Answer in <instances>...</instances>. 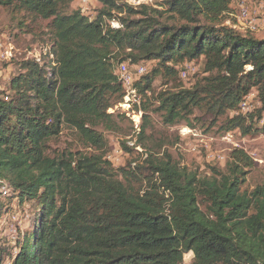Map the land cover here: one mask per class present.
Wrapping results in <instances>:
<instances>
[{"label":"trees","instance_id":"1","mask_svg":"<svg viewBox=\"0 0 264 264\" xmlns=\"http://www.w3.org/2000/svg\"><path fill=\"white\" fill-rule=\"evenodd\" d=\"M73 1L0 0L47 20L53 39V59L23 61L9 99L0 97V179L37 208L16 252L0 247V264H181L187 252L192 264H264V184L242 188L254 165L244 149L232 148L225 166H211L208 175L160 152L162 141L141 163L114 167L97 129L113 124L108 109L123 102L116 65L150 60L155 65L134 83L153 98L140 102L138 141L150 138L144 112L154 102L167 126L194 127L198 110L212 114L209 127L219 122L222 132H264V37L212 23L229 12L230 0H163L158 7L97 0L93 18L71 8ZM199 58L204 75L191 88L154 91L156 77ZM252 89L258 106L229 115ZM63 125L96 152L51 150ZM127 144L128 151L138 145Z\"/></svg>","mask_w":264,"mask_h":264},{"label":"rangeland","instance_id":"2","mask_svg":"<svg viewBox=\"0 0 264 264\" xmlns=\"http://www.w3.org/2000/svg\"><path fill=\"white\" fill-rule=\"evenodd\" d=\"M117 1L125 2V0ZM162 1L150 0L147 4L158 7ZM237 2L238 0H230L231 8L229 12L222 14L219 16V20L212 23L225 25L239 31L237 27L240 26V22L235 16L238 14L235 8ZM261 2H264V0H245L250 11L255 10L256 5L261 4ZM100 7L101 4L97 0H90L85 4H82L80 0H74L71 4V8H80L92 18L95 17ZM113 13L116 15L115 12ZM111 21L117 22L116 20ZM201 21L209 23L204 19ZM46 25L47 20L34 19L22 11H15L12 7L0 5V97L2 99H5V97H7L6 100L9 99L11 95L9 88L11 78L23 71L20 68L23 61L35 59L40 63H44L53 59V56L48 54L53 39ZM260 31H262L261 35L264 36V29ZM126 62L130 69H133L132 64ZM155 63L156 61H146L147 71L144 74L149 72ZM187 63L190 67H188L186 77L182 78L180 68L187 65ZM202 68V58L180 62L175 65L176 72L173 75L164 79L156 77L152 82V88L154 91L175 90L176 86L191 88L196 80L204 75ZM114 71L117 72L119 78V70ZM164 81L167 83L164 84ZM135 93H138L136 87ZM149 95L148 93L143 98L138 93L139 104L129 100L126 104L123 101L121 105L118 104L116 108L113 107L115 113L113 124L108 123L105 126L100 124L97 127L107 141L105 157L114 167H127L129 163L134 166L136 163H141L146 154L157 151L155 150L156 143L162 141L160 152L166 150L180 165L196 171L199 175H208L211 166L223 168L228 153L236 147L244 149L250 157H253L254 162L253 167L246 175L242 188L250 190L257 184H264V162L255 159H262L264 156V132L242 135L240 131H236L232 133L230 138H223L226 132L219 129V122L209 127L212 114L195 110L190 117L192 119L200 117L201 120L199 122L192 120L194 127L187 126L184 123L167 126L162 123L160 113L153 110L157 107V103L154 102L150 105L148 111L144 112L150 123L146 130V134L150 135V138L138 141L136 131L139 130L138 127L142 122L143 113L138 117V124L135 127L131 109L137 113L134 108L141 109V101L153 99ZM249 95L252 111L258 106L255 90L252 89ZM130 103L131 105H129ZM263 121L264 114L259 119L258 125L264 126ZM187 128L192 129V132H187ZM123 141H126L127 145L131 147L135 142L138 145L133 146L128 151L123 148ZM49 144L53 151L78 148L84 151L96 152V150L81 144L77 140L75 132L64 125L59 135L52 138ZM0 184V247L14 254L16 252V241L23 232L32 227L37 208L33 200H20L17 192L13 190L8 181L0 179ZM192 258V252L185 253L181 264H192Z\"/></svg>","mask_w":264,"mask_h":264},{"label":"built area","instance_id":"3","mask_svg":"<svg viewBox=\"0 0 264 264\" xmlns=\"http://www.w3.org/2000/svg\"><path fill=\"white\" fill-rule=\"evenodd\" d=\"M80 1L82 4H85L90 0H80ZM127 3L131 4V2H127ZM235 8L236 10L240 11L241 19H248V17H250V16H245V11L243 10L241 6H235ZM252 16H260V21H264V2H263V5H256L255 15H252ZM118 26L119 25L115 23V27H118ZM132 67L133 69H130V66L127 64V62L122 61L116 65L115 70H119V81L121 82V85L123 87L124 95H128L129 98L134 99L135 102L139 104L138 93H134V83L137 80V76H141L147 71L146 61H141V62L132 64ZM249 97L250 95H247L246 97H244L243 100L240 102V106L237 107V109L229 112L230 115L236 114V113L245 114L246 110H251L252 106L249 103L250 101ZM119 105L121 104L119 103ZM114 107L116 108L117 106H114ZM108 111L113 112V109L109 108ZM136 111L137 113L134 110H131V116H133L132 118H133L135 127H137L138 117L141 114L140 109ZM187 132H192V129L187 128ZM233 132H236V131L234 130L227 131L223 138H230ZM256 160L264 161V157L262 159L256 158Z\"/></svg>","mask_w":264,"mask_h":264},{"label":"bare ground","instance_id":"4","mask_svg":"<svg viewBox=\"0 0 264 264\" xmlns=\"http://www.w3.org/2000/svg\"><path fill=\"white\" fill-rule=\"evenodd\" d=\"M125 2L126 3L127 2H131V4L130 3H127V4L132 5V6H138V5L140 6V4H147L148 3V0H125ZM258 5H263V2H261V4H258ZM237 6H241L243 8V10L245 11V16H250V17H248V19H241V17H240V11L237 10L238 11V14L235 15V16L239 19V22H240V26L237 27L238 30H239L238 32H243V33H247V32H258V31L264 29V21H260V16H252V15H255V10L250 11L249 8L247 7L246 3H245V0H238ZM115 23L117 24V22H114V21H111L110 22V24L112 26H114V27H115ZM188 67H190V66L187 64L184 67H181L180 68L181 69L180 70V76L182 78H185L186 77V74H187V71H188ZM138 77L139 76H137V78ZM134 93H135V89H134ZM129 100L135 102V100L129 98L128 95H124L123 96V101H124L125 104ZM239 106H240V103L238 104V107ZM249 111H251V110H246V113L249 112ZM261 162H264V161H261Z\"/></svg>","mask_w":264,"mask_h":264},{"label":"crops","instance_id":"5","mask_svg":"<svg viewBox=\"0 0 264 264\" xmlns=\"http://www.w3.org/2000/svg\"><path fill=\"white\" fill-rule=\"evenodd\" d=\"M229 5H230V4H229ZM230 8H231V7H230ZM241 33H243V32H241ZM261 33H262V31H259V32H257V33L254 32V35H255L256 37H258V38H263L264 36H262Z\"/></svg>","mask_w":264,"mask_h":264}]
</instances>
